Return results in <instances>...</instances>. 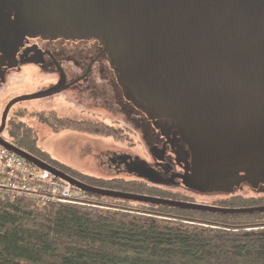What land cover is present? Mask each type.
I'll return each instance as SVG.
<instances>
[{
    "label": "water",
    "instance_id": "water-1",
    "mask_svg": "<svg viewBox=\"0 0 264 264\" xmlns=\"http://www.w3.org/2000/svg\"><path fill=\"white\" fill-rule=\"evenodd\" d=\"M17 10L25 30L99 36L135 97L175 121L206 183L224 168L264 157V0H20ZM32 96L6 104L0 143L87 192L210 211H264V204L222 207L81 181L2 136L10 105Z\"/></svg>",
    "mask_w": 264,
    "mask_h": 264
},
{
    "label": "trees",
    "instance_id": "trees-1",
    "mask_svg": "<svg viewBox=\"0 0 264 264\" xmlns=\"http://www.w3.org/2000/svg\"><path fill=\"white\" fill-rule=\"evenodd\" d=\"M43 120L56 131H122L103 121ZM7 122V140L93 186L222 207L264 204V194L208 202L143 178L91 175L42 149L30 125ZM87 198V204L38 203L0 195V264H264V211H210L92 192Z\"/></svg>",
    "mask_w": 264,
    "mask_h": 264
},
{
    "label": "flooded vegetation",
    "instance_id": "flooded-vegetation-1",
    "mask_svg": "<svg viewBox=\"0 0 264 264\" xmlns=\"http://www.w3.org/2000/svg\"><path fill=\"white\" fill-rule=\"evenodd\" d=\"M19 3L20 0H0V97L4 100L0 119L6 104L23 95L36 96L14 101L6 119H27L28 115H33L40 120L48 117L100 120L106 117L103 113L106 109L112 115H124L135 122L146 140L144 145L154 158L149 161L136 153L114 152L109 157V167L151 183L179 185L201 195L243 194L236 192L246 186L259 193L264 191V157L254 165L224 168L206 183L197 173L175 121L152 113L135 97L120 78L114 59L103 50L99 36L25 30L17 18ZM29 67L34 68V78H30L33 87L14 91ZM9 89L10 94L3 95ZM53 89L57 90L51 92ZM62 100L68 103H58ZM32 101L35 103L28 104ZM25 102L33 106L29 113V108L22 106ZM73 108L81 116L68 115L67 110ZM86 113L89 117H82ZM2 136L7 139L3 132Z\"/></svg>",
    "mask_w": 264,
    "mask_h": 264
},
{
    "label": "rangeland",
    "instance_id": "rangeland-1",
    "mask_svg": "<svg viewBox=\"0 0 264 264\" xmlns=\"http://www.w3.org/2000/svg\"><path fill=\"white\" fill-rule=\"evenodd\" d=\"M26 75L24 77H20L17 85L14 86V91L22 92L30 89L31 83L30 78H34L33 71L34 68L29 67L24 70ZM36 78V77H35ZM11 85V84H10ZM33 87V86H32ZM31 87V88H32ZM10 90L3 95L10 94ZM13 92V91H11ZM27 102L22 106H27ZM35 102H28V104ZM67 104L68 101L62 100L61 102ZM4 100L0 97V112L3 108ZM80 107V106H79ZM29 108L28 113L31 112L33 106H27ZM83 111V110H82ZM68 115L72 117L81 116L78 110L75 108L67 110ZM105 118H101L100 120L96 119H82V120H93V121H103L109 124L114 125L115 127L120 128L122 131L116 135H94L84 131H75L70 129H62V130H54L52 126L40 119H36L33 115H28L27 119H17L12 118L11 120L15 121H23L26 124L30 125L34 130L33 133H36L38 137V145L41 146L42 149L49 152L52 156L60 159L61 161L88 173H93L96 175H101L105 177H115V176H123L127 178H135L136 176L126 173L124 170H117V168L109 167V157L114 152H122L126 151L129 153H136L141 157L148 159L149 161H153L151 153L147 149L145 144V138L142 135L138 126H136L135 122L126 119L124 115H112L106 109H104ZM67 114V113H66ZM27 116V115H26ZM111 116H115L118 119H111ZM82 117H89V115L84 114ZM1 120V119H0ZM10 120V119H6ZM81 120V119H78ZM9 122L6 124L8 125ZM3 133L7 134V129L5 128ZM140 178V177H138ZM164 187H168L171 189L179 190L183 193H187L193 195L198 200L211 201L215 198L226 196L229 194L224 193H212L201 195L193 191H189L187 189L182 188V186H175L171 184H159ZM236 193H243L249 195H262L263 192H258L252 190L250 187L246 186L242 191Z\"/></svg>",
    "mask_w": 264,
    "mask_h": 264
},
{
    "label": "built area",
    "instance_id": "built-area-1",
    "mask_svg": "<svg viewBox=\"0 0 264 264\" xmlns=\"http://www.w3.org/2000/svg\"><path fill=\"white\" fill-rule=\"evenodd\" d=\"M0 195L38 203H89L87 191L0 143Z\"/></svg>",
    "mask_w": 264,
    "mask_h": 264
}]
</instances>
